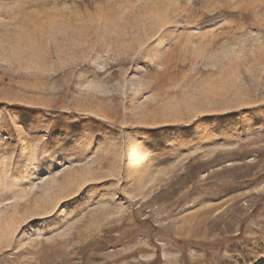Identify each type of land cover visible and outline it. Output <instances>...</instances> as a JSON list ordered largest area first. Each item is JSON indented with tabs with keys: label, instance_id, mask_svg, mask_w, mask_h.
<instances>
[{
	"label": "rangeland",
	"instance_id": "1",
	"mask_svg": "<svg viewBox=\"0 0 264 264\" xmlns=\"http://www.w3.org/2000/svg\"><path fill=\"white\" fill-rule=\"evenodd\" d=\"M0 264H264V0H0Z\"/></svg>",
	"mask_w": 264,
	"mask_h": 264
}]
</instances>
